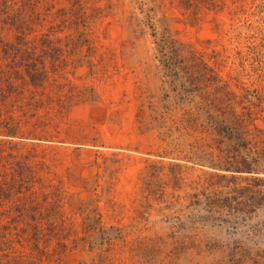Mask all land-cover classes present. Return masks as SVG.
Returning a JSON list of instances; mask_svg holds the SVG:
<instances>
[{
  "label": "rangeland",
  "instance_id": "1",
  "mask_svg": "<svg viewBox=\"0 0 264 264\" xmlns=\"http://www.w3.org/2000/svg\"><path fill=\"white\" fill-rule=\"evenodd\" d=\"M8 1L33 20L27 37L46 31L44 22L73 23L54 29L60 42L45 59L65 79L34 96L45 102L35 117L53 135L3 148L27 158L35 179L24 199L0 205V246L10 240L17 253L0 255L3 264H218L225 247L264 250L252 235L264 213L245 223L225 215L236 229L216 222L207 200L190 198L211 170L164 156L159 142L168 131L192 135L182 136L188 142L196 135L174 109L178 81L198 83L187 111L224 99L219 88L239 97L236 112L250 107L242 88L261 87L251 49L264 55V0ZM0 39L12 37L0 30ZM174 50L192 72L169 75L165 54ZM170 173L178 187L149 195V176Z\"/></svg>",
  "mask_w": 264,
  "mask_h": 264
},
{
  "label": "trees",
  "instance_id": "2",
  "mask_svg": "<svg viewBox=\"0 0 264 264\" xmlns=\"http://www.w3.org/2000/svg\"><path fill=\"white\" fill-rule=\"evenodd\" d=\"M15 7L16 3L10 5L8 0H3L0 10V30L12 37L9 40L0 39V205L3 201L7 204L21 201L23 197L20 195H26L35 182L32 172L24 166L27 158L5 154L3 148L18 146V142L22 141L48 140L53 135L47 130V125L35 117L37 107L45 102L35 101L34 96L38 88L61 84L60 79H65L62 68L54 64L47 67L45 59L48 51L60 42L58 37L56 40L52 38L54 29L69 28L73 23L67 21L63 26H47L44 22L46 31L27 37L33 20L24 19ZM252 50L256 53V66L252 71L261 87L258 92L242 88L246 95L241 97L252 110L244 107L236 112L238 102L235 99L239 97L219 88L224 99L203 100L187 111L185 108L191 102L187 96L192 95L198 83H194L195 80H175L178 81L176 89L179 95L172 99L174 109L180 112L179 118L186 122V129L189 125L196 135L192 142L182 140L190 134L172 137L170 131L159 138V142L165 143L164 156L211 170L197 183L196 193L190 197L192 205H198L199 198L207 200L213 219L232 229L236 222L232 223L230 217L245 223L248 215L258 211L264 213V55L254 48ZM171 52L172 55L170 52L165 54L167 58L163 65L169 75L176 76L179 70L184 75L191 71L192 68L180 67L184 61L179 59L177 50ZM253 93H256L255 96L251 95ZM253 97L257 100L256 104L250 101ZM254 107L256 110H253ZM174 109H165L162 115L166 116ZM182 147L187 152L181 150ZM13 161L16 168L8 173L6 166ZM159 177L156 174L149 176L146 184L149 195L160 193L162 198L167 189L178 187L174 174L166 175L164 181ZM16 195L18 198L14 200ZM222 215L225 219H220ZM252 230L254 237L264 241V220ZM249 246L225 247L224 259L218 264H264V250ZM10 251L16 253L10 240H6L0 246L1 257L12 255ZM10 262L16 263L17 259L14 257ZM0 264H3L1 258Z\"/></svg>",
  "mask_w": 264,
  "mask_h": 264
}]
</instances>
